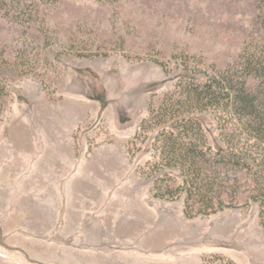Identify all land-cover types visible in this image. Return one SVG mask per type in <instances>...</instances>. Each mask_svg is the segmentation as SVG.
I'll return each instance as SVG.
<instances>
[{"label":"rangeland","instance_id":"374dc122","mask_svg":"<svg viewBox=\"0 0 264 264\" xmlns=\"http://www.w3.org/2000/svg\"><path fill=\"white\" fill-rule=\"evenodd\" d=\"M254 59L264 63V0H4L0 264H87L84 252L111 264H264L249 198L264 177V71L246 78L251 126L198 116L212 149H234L251 169L221 171L234 206L189 218L183 198H155L144 174L153 135L133 142L189 70L240 74ZM83 183L96 189L84 207L97 223H65L63 201Z\"/></svg>","mask_w":264,"mask_h":264},{"label":"trees","instance_id":"16d2710c","mask_svg":"<svg viewBox=\"0 0 264 264\" xmlns=\"http://www.w3.org/2000/svg\"><path fill=\"white\" fill-rule=\"evenodd\" d=\"M3 4L4 0H0V10ZM263 71L260 59L247 61L244 73L240 74L233 68L215 74L191 69L188 73L192 77L180 80L158 107L150 106L133 142L144 144L153 135V160L147 162L144 174L154 178L155 198L170 201L183 198L184 213L189 218L209 216L234 206L225 200V178L221 177V171L225 167L235 170V166L240 170L251 169L234 149L227 154L214 151L198 116L225 111L226 117L237 120L240 127L251 126L260 116L258 97L246 78L262 77ZM198 75L203 77L198 79ZM256 175L258 188L249 198L260 205L264 229V177L259 172Z\"/></svg>","mask_w":264,"mask_h":264},{"label":"crops","instance_id":"0c3cea01","mask_svg":"<svg viewBox=\"0 0 264 264\" xmlns=\"http://www.w3.org/2000/svg\"><path fill=\"white\" fill-rule=\"evenodd\" d=\"M96 194H97L96 189L95 188L91 189L88 183H83L82 186L78 190L73 191L72 195L68 191V195H67L68 199L66 200V204H64V201H63L64 211H65V214H64L65 223H97V222H94V220H89L88 222L86 221L87 216H89L87 212H90V211L97 212V211L93 208L90 209L91 207H89L88 205L84 207V205L89 204L90 196L92 195L95 196ZM77 196H79L80 198H77ZM81 196H83L84 198H81ZM61 209L62 207L58 208L57 210L59 211ZM79 229H80V226H79ZM66 252H68V250H66ZM77 252L83 253V251H79V250H77ZM13 256H14L13 257L14 259L15 255ZM83 256H84V259L88 260L87 264H102V262L98 263L100 261H103V264H111V259H112L111 254L108 255V253L106 252L103 254L84 252L82 255H76L75 257L83 258ZM65 257L67 258V256ZM121 258L122 257H120V259ZM13 259L8 257V260L6 261L8 264H13L12 262Z\"/></svg>","mask_w":264,"mask_h":264}]
</instances>
